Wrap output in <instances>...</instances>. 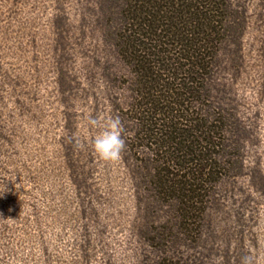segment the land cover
Returning a JSON list of instances; mask_svg holds the SVG:
<instances>
[{"label": "rangeland", "instance_id": "374dc122", "mask_svg": "<svg viewBox=\"0 0 264 264\" xmlns=\"http://www.w3.org/2000/svg\"><path fill=\"white\" fill-rule=\"evenodd\" d=\"M242 4L241 45L230 47L240 68L226 55L219 78L248 133L238 204L218 216L216 244L264 264V0ZM119 10L108 0H0V264H139L138 163L125 151L101 160L92 142L102 129L89 124L120 115L130 96L109 31Z\"/></svg>", "mask_w": 264, "mask_h": 264}, {"label": "trees", "instance_id": "16d2710c", "mask_svg": "<svg viewBox=\"0 0 264 264\" xmlns=\"http://www.w3.org/2000/svg\"><path fill=\"white\" fill-rule=\"evenodd\" d=\"M108 1L120 9L109 31L130 90L117 111L138 163L139 264H240L244 254L218 248L216 227L238 204L244 168L248 132L219 77L226 55L239 71L230 47L241 45L245 0Z\"/></svg>", "mask_w": 264, "mask_h": 264}, {"label": "clouds", "instance_id": "9594fccd", "mask_svg": "<svg viewBox=\"0 0 264 264\" xmlns=\"http://www.w3.org/2000/svg\"><path fill=\"white\" fill-rule=\"evenodd\" d=\"M89 124L102 129L92 142L93 151L98 157L109 162L121 159L126 149V140L120 117L114 116L106 121H101L99 117H92L89 119ZM240 264H255V260L251 255H244L240 259Z\"/></svg>", "mask_w": 264, "mask_h": 264}]
</instances>
